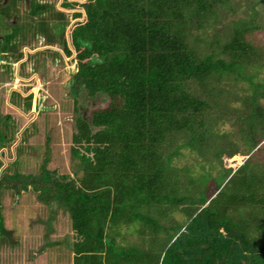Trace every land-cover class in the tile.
Segmentation results:
<instances>
[{
  "label": "trees",
  "instance_id": "obj_1",
  "mask_svg": "<svg viewBox=\"0 0 264 264\" xmlns=\"http://www.w3.org/2000/svg\"><path fill=\"white\" fill-rule=\"evenodd\" d=\"M248 3L239 28L220 23L238 0H71L72 88L107 102L88 120L74 119L70 153L81 174L53 180L50 191L40 182L51 215L68 217L58 261L264 264V79H253L264 74V44L243 38L261 27L264 0ZM232 73L247 90L236 137L254 152L238 165L246 154L236 149L232 164L223 161V181L209 184L213 166L177 168L173 146L195 151L204 144L219 121L210 114L212 83Z\"/></svg>",
  "mask_w": 264,
  "mask_h": 264
},
{
  "label": "rangeland",
  "instance_id": "obj_2",
  "mask_svg": "<svg viewBox=\"0 0 264 264\" xmlns=\"http://www.w3.org/2000/svg\"><path fill=\"white\" fill-rule=\"evenodd\" d=\"M43 1L49 2L53 8V4L57 5L58 0ZM238 1L239 4L234 6L231 12H227V15L221 13L220 23L231 25V22H234L232 26L239 28L245 26L243 24L249 18V0ZM14 3L18 4L17 7ZM62 3L71 7V3L67 1H62ZM62 3L61 7H63ZM45 6L47 8V4ZM45 6L43 4V8ZM21 8L19 0H6L4 5H0V42L6 31H10L7 26L12 17L9 20L5 17H8L12 11L14 14L17 11V18L20 21L24 19L27 26L24 27V31L19 25L11 29L12 32L15 29L19 32L21 29L19 43L6 50V55L10 54L8 56L11 57V61H14L12 63L16 66L15 72L11 68L12 65L8 69L0 70V139L2 138L0 147L3 146L0 148V264H69L66 257L62 262L57 258L58 251L63 250L61 245H68L62 239V235L66 232L68 217L59 210L51 215L52 205L43 195L44 190H41L40 182H48L46 187L49 188L51 185V188L47 190L50 191L53 180L62 183L76 179L81 174L82 169L79 167L81 165L78 159L72 157L70 153L74 119L77 115L81 116L84 113L83 117L88 120L90 110L105 106L107 98L103 94H97L94 99H90V102L89 98H80V95L84 94L80 86L72 88L75 60L72 59L74 52L72 46L69 45L70 37L67 39L68 42H65L71 47L70 62L67 56L63 58L65 62L59 61L60 65L47 62L46 56L34 58L33 55H28L26 59L18 57L21 54L19 47L22 44L28 48L36 46L29 30L39 28V18L34 15L41 7H37L38 9L32 12V18L29 11H22ZM255 8L258 11V7ZM46 10L43 18L55 19V23L52 22V24L57 26L61 19L54 17V12L57 13L56 8L52 11ZM7 11V16H5ZM21 11L22 14H19ZM67 15L69 18V12L65 13V17ZM259 16L256 23L261 27L253 30L249 35L243 34V38L248 39L253 47L255 41L252 42L251 37H256L260 44H264V17L261 14ZM75 20L71 18V29ZM37 34L42 37L40 33L37 32ZM205 34V39L209 38L212 29H206ZM215 40L217 44L223 41V37H216ZM54 46L58 47V44ZM62 48L61 45L58 47L59 50ZM230 72H235V70ZM244 72L249 73L248 70ZM238 76L240 75L237 73L227 74V79L212 83L210 103L212 104L214 99L216 106L210 114L217 117L219 121L211 127L210 136L204 144H201L195 151L180 147L178 143L177 146H173L179 152L176 157L172 158L177 168L188 166L197 173L201 170L198 166H205L206 160L209 166H213L214 170L210 173L209 184L221 182L223 179L221 173L226 168V164H232L236 149L241 148L239 151L246 154L239 155L240 157L236 159L235 164L238 165L254 152L253 150L248 152L244 137L243 140H238L236 137L239 113L245 110L240 100L247 93L244 80H239ZM253 79L263 81L264 74L259 73ZM191 86L195 89L197 96L204 95V89L202 94L196 90V86ZM37 88L39 89L36 90ZM15 89L20 90L19 96L15 95L16 92L13 91ZM34 96L38 97L39 107L36 109V115L28 116L26 112ZM74 96L76 97L75 102L73 101ZM259 101L264 106V98H260ZM74 107H76L75 110H73ZM92 130H94L93 127ZM235 144L237 147H234ZM215 148H218V151ZM208 150L215 151L208 155ZM249 160L251 159L248 158ZM223 161H226V164L223 165ZM167 165L169 166L168 163ZM180 174L184 175L185 172L180 171ZM205 181L207 180L201 176L198 183L203 182L204 184ZM64 252L66 254L67 249Z\"/></svg>",
  "mask_w": 264,
  "mask_h": 264
},
{
  "label": "flooded vegetation",
  "instance_id": "obj_3",
  "mask_svg": "<svg viewBox=\"0 0 264 264\" xmlns=\"http://www.w3.org/2000/svg\"><path fill=\"white\" fill-rule=\"evenodd\" d=\"M20 3H21V10L22 11H30V6H34L35 4H38L40 6L41 4V8H39L37 10V14L34 15L36 18H39V28L37 27V30H33V29H30L29 32H31V36L33 37L32 39L34 40L36 46L35 47H32V48H28L26 45H21L19 47V51L21 54H19L18 57H20V59L24 58L26 59V57L28 55H33L34 58H36L37 56H46V60L47 62H51V64H58L60 65L59 61H63V58L65 56L69 57L70 59L68 60L70 62L71 60V47H69L67 44H66V50L64 48H62V50H59L58 47L62 44L60 42V40H63L64 42H68L67 39L70 37V40H69V45L71 46V7H61L60 4L62 3V0H56L57 1V5L56 3L53 4V8L52 6L49 4V2H44L43 0H19ZM49 1V0H47ZM68 3H71V0H66ZM6 3V0H0V5H4ZM43 4L45 6V4H47V8L45 6V8H43ZM14 5L17 7L18 4L14 3ZM56 8V12H54V17H59L61 19V21H59V24L56 26L55 24H52V22L55 23V19H45L43 18V13L45 12L46 9H48V11H52L53 9ZM22 11L21 13L19 14H22ZM16 14H14V12L12 11V13L8 16V17H5V18H9L12 17L11 21L9 20V29L10 31H6L5 33V43L3 41V39L1 38L2 42H0V70H4V69H8V67H10V65L13 66V63L14 61H11V57L10 54L6 55L7 53V49H11L13 48L12 45H17L19 43V33H20V30L18 32V30L16 32H12L11 29H13L14 27H19L22 28V31H24V27H27L25 22H24V19L23 21H20V19L17 18V11H15ZM47 12V10H46ZM68 13L70 14L69 18H68V15L65 17V13ZM7 13L8 11L6 12V16H7ZM29 15L31 16L32 18V14L29 12ZM16 16V18H15ZM69 19V20H67ZM28 22V20H25ZM22 22V23H21ZM45 22V23H44ZM48 26V28H46ZM50 27V28H49ZM31 28V27H30ZM46 28V29H45ZM40 29V30H39ZM65 30H66V34H65ZM40 33L42 35V37L40 35L37 34ZM58 41V43H57ZM55 44H58V47L54 46ZM53 45V47H52ZM23 47H25V49H22ZM63 47V46H62ZM11 51V50H10ZM28 51L30 53H28ZM67 51V53H66ZM17 57V58H18ZM65 62V61H63ZM12 69H14V72L16 70V66H13L11 67ZM39 88H37L36 90H38ZM41 89V88H40ZM15 91V95L19 96V93H20V90L18 89H15L13 90ZM10 95V91L8 93V97ZM26 95V94H24ZM23 95V96H24ZM26 97V96H25ZM32 104H30L29 108L27 109V112H26V115L28 114L29 115H36V109L37 107H39V102H38V97L37 96H34V98H32ZM90 100V98L88 99ZM91 102V100H90ZM38 104V106H37ZM84 109V108H83ZM84 114V113H83ZM81 115L82 118H84L83 116L84 115Z\"/></svg>",
  "mask_w": 264,
  "mask_h": 264
}]
</instances>
